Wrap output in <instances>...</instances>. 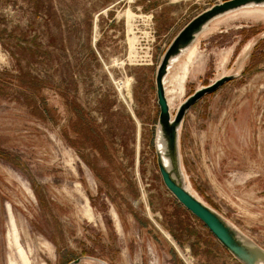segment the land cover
Masks as SVG:
<instances>
[{
  "label": "rangeland",
  "instance_id": "1",
  "mask_svg": "<svg viewBox=\"0 0 264 264\" xmlns=\"http://www.w3.org/2000/svg\"><path fill=\"white\" fill-rule=\"evenodd\" d=\"M104 1L0 0V264H25L18 242L29 264H242L166 187L155 141L162 56L193 17L225 0L102 10ZM142 13L152 15L154 63L124 65ZM225 75L234 78L182 121L181 167L198 198L264 247V5L216 18L174 62L165 82L181 83L173 117ZM106 92L124 129L103 154L82 125L72 130L67 106L102 122L95 108Z\"/></svg>",
  "mask_w": 264,
  "mask_h": 264
},
{
  "label": "water",
  "instance_id": "2",
  "mask_svg": "<svg viewBox=\"0 0 264 264\" xmlns=\"http://www.w3.org/2000/svg\"><path fill=\"white\" fill-rule=\"evenodd\" d=\"M264 0H225L193 17L173 38L158 65L156 86L160 107L156 153L158 167L166 187L177 200L199 218L215 238L242 264H264V247L243 233L213 207L198 198L185 182L179 152V129L187 111L203 96L218 90L234 75H225L189 95L173 117L166 92V76L174 64L216 18L249 6H262ZM81 257L70 264H77Z\"/></svg>",
  "mask_w": 264,
  "mask_h": 264
},
{
  "label": "trees",
  "instance_id": "3",
  "mask_svg": "<svg viewBox=\"0 0 264 264\" xmlns=\"http://www.w3.org/2000/svg\"><path fill=\"white\" fill-rule=\"evenodd\" d=\"M255 56L256 55L253 53L252 58L254 59ZM61 94L65 96L67 92H65V94ZM115 103L116 100H113L112 94L109 92H106L104 95L100 96L95 110L103 118L102 122H98V117L96 115L78 103L76 104L73 102L70 106L69 104L67 106L76 118V120L74 118H71L70 120L72 130H75L74 127H76L78 123L82 125V130L86 131L85 134L86 137H88L86 138L87 142L85 140L86 145L103 154L107 152V148H109L110 145H114V139L117 138L116 135L118 134L116 131H119L121 138H123V116L119 114L118 110H114ZM103 124H106V130L103 128ZM82 130H75V132L80 133ZM88 163L91 164L90 161ZM93 169L98 172L95 167H93Z\"/></svg>",
  "mask_w": 264,
  "mask_h": 264
},
{
  "label": "built area",
  "instance_id": "4",
  "mask_svg": "<svg viewBox=\"0 0 264 264\" xmlns=\"http://www.w3.org/2000/svg\"><path fill=\"white\" fill-rule=\"evenodd\" d=\"M139 18H142V24L138 22ZM134 20L133 27L135 32L133 34L136 35V39L132 49L129 45V54L124 59V65H152L154 63V34L150 29L152 28L151 24H153L152 15L142 13Z\"/></svg>",
  "mask_w": 264,
  "mask_h": 264
},
{
  "label": "bare ground",
  "instance_id": "5",
  "mask_svg": "<svg viewBox=\"0 0 264 264\" xmlns=\"http://www.w3.org/2000/svg\"><path fill=\"white\" fill-rule=\"evenodd\" d=\"M240 13V12H239ZM193 48V47H192ZM192 51V50H191ZM189 54V53H188ZM193 55V52H190V55H189V62H190V58L191 56ZM178 83V86L175 88V89H168L166 90L167 92V97H168V101H169V105H170V109L172 111V108L176 102V100H180V93H181V83H179V80L177 81ZM175 107V106H174ZM13 218V217H12ZM14 220V219H12ZM18 237H16L17 239ZM17 242H18V239H17ZM19 244V251H20V254H21V257L24 261L25 264H29V260L27 259L23 249H22V246L20 245V243L18 242Z\"/></svg>",
  "mask_w": 264,
  "mask_h": 264
},
{
  "label": "crops",
  "instance_id": "6",
  "mask_svg": "<svg viewBox=\"0 0 264 264\" xmlns=\"http://www.w3.org/2000/svg\"><path fill=\"white\" fill-rule=\"evenodd\" d=\"M52 1H56V0H51V3H52ZM118 1H121V0H105L104 2H103V7H101L102 8V10H107L111 5L113 6V5H115V4H117L118 3ZM48 4V3H47ZM166 4V3H165ZM55 6L57 7V4H56V2H55ZM111 6V7H112ZM130 6L132 7V4H130ZM137 6V5H136ZM143 6V5H142ZM162 6V5H161ZM132 8H135V7H132ZM152 9V8H151ZM147 10V9H146ZM148 10H150V9H148ZM113 15V12L111 13V12H108V14H107V17L109 16H112ZM111 22V24L113 25V27H112V29L114 30L119 24H118V21L117 20H115L114 22L113 21H110ZM116 24H118V25H116Z\"/></svg>",
  "mask_w": 264,
  "mask_h": 264
}]
</instances>
